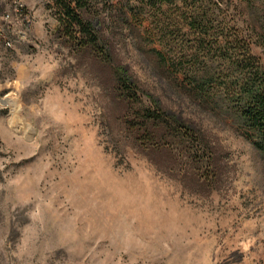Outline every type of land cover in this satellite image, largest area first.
<instances>
[{
	"label": "rangeland",
	"instance_id": "374dc122",
	"mask_svg": "<svg viewBox=\"0 0 264 264\" xmlns=\"http://www.w3.org/2000/svg\"><path fill=\"white\" fill-rule=\"evenodd\" d=\"M14 1L0 0V264H264V155L157 65L151 15L130 27L118 1L90 0L79 14L99 54L62 26L59 0H19L21 15ZM215 2L264 67L263 8ZM187 33L167 47L184 63ZM120 78L194 147L139 145Z\"/></svg>",
	"mask_w": 264,
	"mask_h": 264
},
{
	"label": "trees",
	"instance_id": "16d2710c",
	"mask_svg": "<svg viewBox=\"0 0 264 264\" xmlns=\"http://www.w3.org/2000/svg\"><path fill=\"white\" fill-rule=\"evenodd\" d=\"M89 1L59 0L60 21L71 32L77 29L75 40L79 46L90 47L100 54L103 52L99 51V37L79 14ZM103 1H118L119 11L126 16L130 27L140 21L141 28L144 27L148 21L145 15L150 14L151 20L157 22L156 28H147L143 35L151 44L148 52L155 57L157 65L167 71L179 90L200 105L234 119L244 137L264 155V67L246 40L238 34H228L219 21L221 15L217 13L215 0ZM245 1L253 14L258 8L264 12V0ZM187 30V35L193 34L195 41L189 50L193 57L184 63L171 56L167 47H170L169 38L174 44V37ZM259 40L264 45V28ZM118 92L135 107L126 127L142 147L162 148L174 142L189 147L192 141H197L191 130L173 122L158 105L145 106L127 78H120Z\"/></svg>",
	"mask_w": 264,
	"mask_h": 264
},
{
	"label": "built area",
	"instance_id": "2783aa9c",
	"mask_svg": "<svg viewBox=\"0 0 264 264\" xmlns=\"http://www.w3.org/2000/svg\"><path fill=\"white\" fill-rule=\"evenodd\" d=\"M14 4L16 5L15 6V9H16V11L19 13V15H21L23 12H24V7H23V5L20 3V1L19 0H16V1H14ZM10 19V16L9 15H7V16H5V20L4 21H8Z\"/></svg>",
	"mask_w": 264,
	"mask_h": 264
},
{
	"label": "bare ground",
	"instance_id": "6f19581e",
	"mask_svg": "<svg viewBox=\"0 0 264 264\" xmlns=\"http://www.w3.org/2000/svg\"><path fill=\"white\" fill-rule=\"evenodd\" d=\"M16 117V116H15ZM17 120V119H16ZM15 126V125H14Z\"/></svg>",
	"mask_w": 264,
	"mask_h": 264
}]
</instances>
